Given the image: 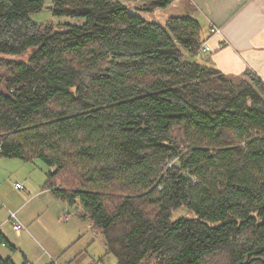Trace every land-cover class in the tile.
I'll use <instances>...</instances> for the list:
<instances>
[{
  "label": "trees",
  "instance_id": "obj_1",
  "mask_svg": "<svg viewBox=\"0 0 264 264\" xmlns=\"http://www.w3.org/2000/svg\"><path fill=\"white\" fill-rule=\"evenodd\" d=\"M173 2L0 0V157L44 165L116 264H264V85L199 57L190 13H135Z\"/></svg>",
  "mask_w": 264,
  "mask_h": 264
},
{
  "label": "crops",
  "instance_id": "obj_2",
  "mask_svg": "<svg viewBox=\"0 0 264 264\" xmlns=\"http://www.w3.org/2000/svg\"><path fill=\"white\" fill-rule=\"evenodd\" d=\"M173 4L174 15L190 13L191 18L201 25L202 41L211 48V52L203 56L209 66L231 77L251 74L264 85V0H174L170 6ZM144 12L141 15L145 17ZM31 164L34 167H25L27 175H19L13 187H4V181H0V235L16 250L11 252L2 244L0 255L14 264H32V261L36 264H58L52 253L40 243L50 244L52 241L51 232L47 229L51 220L50 217L45 219V215L56 216L72 228L75 221L69 218L68 205L46 186V167L38 162ZM35 167L39 173L37 178L29 175ZM18 184L22 189L16 188ZM40 200L45 202L41 203L44 210L38 212L32 206ZM11 212L17 214L25 227L20 234L12 229L9 221ZM62 245L63 248L67 244L62 242ZM17 255L22 256V263Z\"/></svg>",
  "mask_w": 264,
  "mask_h": 264
},
{
  "label": "rangeland",
  "instance_id": "obj_3",
  "mask_svg": "<svg viewBox=\"0 0 264 264\" xmlns=\"http://www.w3.org/2000/svg\"><path fill=\"white\" fill-rule=\"evenodd\" d=\"M119 1L134 8L133 10H137L140 2H144L145 0ZM135 13H137L142 18L158 23L160 25H164L165 21L168 18L176 16L174 15V4L165 10L159 9L153 11H146L144 12L145 17L144 15H141L140 12ZM31 19L36 23H50L54 26H59L64 23H70L78 26L83 24L82 20L75 18L53 17L49 9H47V6L40 13L32 14ZM4 58L16 60V57H5L0 55V59ZM204 59L205 58H203V60ZM17 60L26 61L27 54L21 56L20 58H17ZM1 74H3L2 69H0V75ZM29 166H31L32 168L34 167L31 163H25L18 159H0V181H4V187H13V184L17 181L19 175H27L28 170L25 169V167ZM29 175H32L34 178L39 175L38 171H36V167L33 171L31 170L29 172ZM41 203L45 202L41 200L40 202L35 201L32 207H34V209L38 212L40 210L43 211L44 208H42ZM66 207L69 212V218H72V221H75L73 228L61 222L64 220H58L56 216L51 217L50 215H48V213H46L45 219L46 217H50L49 220H51V222L47 224V229L51 232L50 237L52 241L50 242V244L41 241L40 243L42 244V246L47 251L52 253V257L57 261L58 264H116L115 258L106 252L103 238L99 234V232L94 228H90V222H88L87 220L82 221L78 217L80 216V209L75 206ZM186 213L187 212H185V210H180L179 212L177 211L174 217L183 216ZM62 242H65V244H67L65 245L66 247L62 248ZM31 251L36 254L39 253L35 249H32ZM17 257L22 263V256L17 255ZM33 262L35 261H32V264H36Z\"/></svg>",
  "mask_w": 264,
  "mask_h": 264
},
{
  "label": "built area",
  "instance_id": "obj_4",
  "mask_svg": "<svg viewBox=\"0 0 264 264\" xmlns=\"http://www.w3.org/2000/svg\"><path fill=\"white\" fill-rule=\"evenodd\" d=\"M210 52H211V49H210L209 45L206 43H203L200 46L197 54L199 57H201V56H204L205 54H208ZM16 188L22 189V185L18 184V185H16ZM9 221L12 223V229L14 230V232L16 234H20L22 231L25 230L24 225L19 221L17 214L15 212H11L9 214Z\"/></svg>",
  "mask_w": 264,
  "mask_h": 264
},
{
  "label": "water",
  "instance_id": "obj_5",
  "mask_svg": "<svg viewBox=\"0 0 264 264\" xmlns=\"http://www.w3.org/2000/svg\"><path fill=\"white\" fill-rule=\"evenodd\" d=\"M49 9H51V7H48Z\"/></svg>",
  "mask_w": 264,
  "mask_h": 264
}]
</instances>
